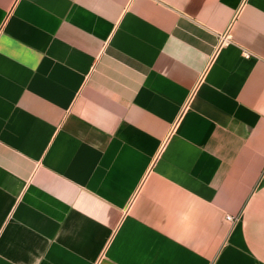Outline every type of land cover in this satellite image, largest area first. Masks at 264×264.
<instances>
[{
    "label": "crops",
    "instance_id": "obj_1",
    "mask_svg": "<svg viewBox=\"0 0 264 264\" xmlns=\"http://www.w3.org/2000/svg\"><path fill=\"white\" fill-rule=\"evenodd\" d=\"M0 264H264V0H0Z\"/></svg>",
    "mask_w": 264,
    "mask_h": 264
},
{
    "label": "built area",
    "instance_id": "obj_2",
    "mask_svg": "<svg viewBox=\"0 0 264 264\" xmlns=\"http://www.w3.org/2000/svg\"><path fill=\"white\" fill-rule=\"evenodd\" d=\"M230 39H231V36L229 35V34H227V35H224L223 37H222V45L223 44H227L229 41H230ZM246 57H249V55L248 54H246ZM229 218V220H233L231 217H228Z\"/></svg>",
    "mask_w": 264,
    "mask_h": 264
}]
</instances>
